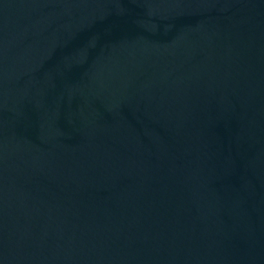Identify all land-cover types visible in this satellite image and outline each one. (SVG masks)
<instances>
[{
  "label": "water",
  "instance_id": "1",
  "mask_svg": "<svg viewBox=\"0 0 264 264\" xmlns=\"http://www.w3.org/2000/svg\"><path fill=\"white\" fill-rule=\"evenodd\" d=\"M0 264H264V0H0Z\"/></svg>",
  "mask_w": 264,
  "mask_h": 264
}]
</instances>
